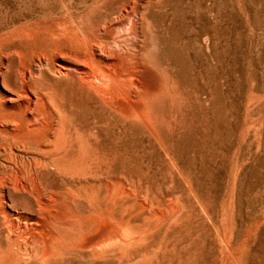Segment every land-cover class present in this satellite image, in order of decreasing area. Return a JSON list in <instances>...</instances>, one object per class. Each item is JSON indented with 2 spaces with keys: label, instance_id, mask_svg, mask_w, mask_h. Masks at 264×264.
<instances>
[{
  "label": "rangeland",
  "instance_id": "1",
  "mask_svg": "<svg viewBox=\"0 0 264 264\" xmlns=\"http://www.w3.org/2000/svg\"><path fill=\"white\" fill-rule=\"evenodd\" d=\"M126 4L0 0L2 82L15 84L14 59L3 63L14 46L37 50L60 24L92 31ZM146 6L149 124L97 109L67 80H37L49 83L65 128L86 135L89 149L45 173L46 187L51 179L77 197L72 211L85 221L74 231L88 227L47 264H264V0ZM101 214L112 243L93 252L82 240L99 230Z\"/></svg>",
  "mask_w": 264,
  "mask_h": 264
},
{
  "label": "bare ground",
  "instance_id": "2",
  "mask_svg": "<svg viewBox=\"0 0 264 264\" xmlns=\"http://www.w3.org/2000/svg\"><path fill=\"white\" fill-rule=\"evenodd\" d=\"M147 2L127 0L97 27L94 23L92 31L60 24L44 31L46 42L28 54L20 46L4 53L3 63L14 59L15 84L2 82L1 65L0 264H47L61 249L74 250L73 244L88 228L74 231L85 221L72 211L77 204L74 193L55 189L51 179L45 185L48 168L71 164L70 152L89 150L87 136L65 128L49 83L37 80H67L71 90L103 112L148 124L152 120L148 103L155 94L146 82L147 61L142 56ZM35 34H28V42ZM118 182L109 187H120ZM120 195L111 194L115 199ZM97 220L99 230L82 241L91 244L93 252H106L112 242L103 239L102 214Z\"/></svg>",
  "mask_w": 264,
  "mask_h": 264
}]
</instances>
